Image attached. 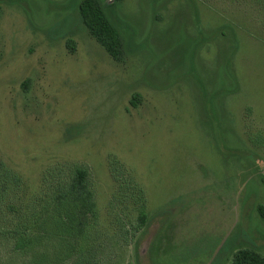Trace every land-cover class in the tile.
Segmentation results:
<instances>
[{"label":"rangeland","instance_id":"374dc122","mask_svg":"<svg viewBox=\"0 0 264 264\" xmlns=\"http://www.w3.org/2000/svg\"><path fill=\"white\" fill-rule=\"evenodd\" d=\"M79 1L0 0V158L33 190L47 167H88L111 236L103 264H231L232 237L264 256V9L101 0L124 38L118 62ZM112 159L145 193L133 237L115 234Z\"/></svg>","mask_w":264,"mask_h":264},{"label":"trees","instance_id":"16d2710c","mask_svg":"<svg viewBox=\"0 0 264 264\" xmlns=\"http://www.w3.org/2000/svg\"><path fill=\"white\" fill-rule=\"evenodd\" d=\"M251 1L264 9V0ZM78 14L104 50L123 61L124 38L107 18L103 1L80 0ZM66 45L74 50L72 39ZM138 96L133 94L132 105ZM73 129L70 126L67 132ZM110 171L117 190L109 211L120 223L115 234L133 237L148 221L145 193L118 160L110 161ZM99 217L87 166L65 162L47 167L33 190L0 158V264H103L100 253L111 236L101 229ZM240 235L246 239L242 230ZM246 241L240 245L233 237L227 241L231 264H264V256Z\"/></svg>","mask_w":264,"mask_h":264}]
</instances>
